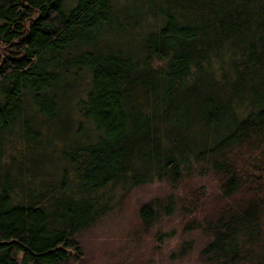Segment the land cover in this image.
Returning a JSON list of instances; mask_svg holds the SVG:
<instances>
[{
  "label": "trees",
  "instance_id": "obj_1",
  "mask_svg": "<svg viewBox=\"0 0 264 264\" xmlns=\"http://www.w3.org/2000/svg\"><path fill=\"white\" fill-rule=\"evenodd\" d=\"M163 178L183 192L141 203L143 229L176 210L206 260L264 264V0H0V264H69L81 228Z\"/></svg>",
  "mask_w": 264,
  "mask_h": 264
},
{
  "label": "rangeland",
  "instance_id": "obj_2",
  "mask_svg": "<svg viewBox=\"0 0 264 264\" xmlns=\"http://www.w3.org/2000/svg\"><path fill=\"white\" fill-rule=\"evenodd\" d=\"M123 37L116 36L112 44L115 46L119 41H123L124 45L135 50L136 40L126 41ZM72 100L73 94L67 91L62 99L63 112L66 117L73 116ZM71 125L72 122L68 119L62 128L66 131V127ZM88 125L87 120L80 123V130L86 135L85 137L82 135L84 139L94 137V131ZM54 139L57 141L56 138ZM36 155L44 163L35 162L36 165H33L32 170L35 172V177L40 174L39 177L53 179L50 182L56 184L58 178H55L56 176L52 174L48 166L58 164L60 158L57 152L41 150ZM61 163L62 161H59V164ZM188 178L194 186L203 184L207 194L216 190L217 180L210 172L195 173ZM182 192L183 188L180 184L173 186L164 178L135 184L126 194L120 196L109 210L77 232L82 249L80 255L72 259L69 264H124L126 260L127 263L139 260L148 264H216L206 260L201 254L207 234L199 228H183L184 220L189 215H181L174 210L171 214L159 215L146 229L141 226L138 213L141 203L151 197L163 201L164 197L170 193L176 194L175 198H177L176 196ZM210 207L211 205H208L205 208L211 210ZM196 215L199 216V212ZM163 231H167L170 235L165 236L161 241L156 240V233ZM185 241L190 243L186 253L182 256H173L172 252L176 251L178 245Z\"/></svg>",
  "mask_w": 264,
  "mask_h": 264
}]
</instances>
